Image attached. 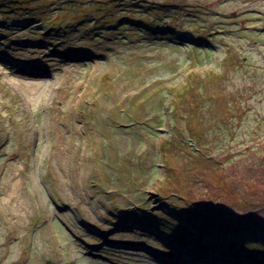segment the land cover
<instances>
[{
	"label": "rangeland",
	"instance_id": "rangeland-1",
	"mask_svg": "<svg viewBox=\"0 0 264 264\" xmlns=\"http://www.w3.org/2000/svg\"><path fill=\"white\" fill-rule=\"evenodd\" d=\"M10 4L0 264H264V0Z\"/></svg>",
	"mask_w": 264,
	"mask_h": 264
},
{
	"label": "trees",
	"instance_id": "trees-1",
	"mask_svg": "<svg viewBox=\"0 0 264 264\" xmlns=\"http://www.w3.org/2000/svg\"><path fill=\"white\" fill-rule=\"evenodd\" d=\"M9 1H12V4L13 3H20V1H22V2H25V1H23V0H9ZM12 4H10V6H12ZM15 5V4H14ZM14 7V6H13ZM215 76H216V74H215ZM107 78H105L104 80H106ZM102 80V82H103V87L105 86V84H104V81H103V79H101ZM189 94V95H191L192 93H190L189 92V89L186 91L184 88H178L177 89V91H176V93H175V95H176V100H178V101H176V102H172V104L174 105V106H176V105H179V104H182L183 102H184V95L185 94ZM189 110H192L191 109V107L189 108ZM195 113V112H194ZM111 118L112 119H116L114 116H111ZM135 218L133 219V220H135L136 221V219H137V216H134ZM167 221H168V219H166ZM165 220V221H166ZM258 228H260V230H263L264 229V227L263 226H258ZM212 232H215V234L214 235H212L211 233ZM212 232H209L208 234L209 235H211V236H213V237H216L217 236V230H215V231H212ZM232 232V231H231ZM222 233H224V232H222ZM175 239H173V240H178V236H175V235H172ZM199 247V249H200V251H203V249H205V250H207V249H209L208 247L209 246H206V245H204V244H200V245H198L197 246V248ZM212 248V247H211ZM227 257H232V258H237V257H240L241 255H239L237 252H235V251H232V249L231 250H227V252H226V254H225ZM248 260L250 261V258H248ZM253 260V259H252ZM260 264H262L261 262H259Z\"/></svg>",
	"mask_w": 264,
	"mask_h": 264
}]
</instances>
